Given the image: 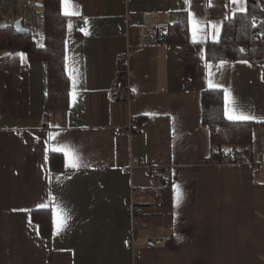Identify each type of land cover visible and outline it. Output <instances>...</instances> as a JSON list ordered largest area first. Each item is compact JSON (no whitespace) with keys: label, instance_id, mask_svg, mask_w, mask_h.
Wrapping results in <instances>:
<instances>
[{"label":"crops","instance_id":"0c3cea01","mask_svg":"<svg viewBox=\"0 0 264 264\" xmlns=\"http://www.w3.org/2000/svg\"><path fill=\"white\" fill-rule=\"evenodd\" d=\"M42 2L0 0V28L22 19L43 44ZM235 7L228 0H190V7L184 0H71L78 15H64V110L47 112L43 63L0 51V264H264V64L205 58L213 40L204 22L222 30ZM189 10L202 22L199 42L188 22L189 44L160 43ZM119 68L129 75L130 102L109 97ZM209 73L223 98L227 89L237 111L255 117L241 121L252 123L242 163H207L200 97ZM130 116L139 125L131 135L123 131ZM51 153L62 155L63 169H50ZM72 155L79 167L66 165ZM141 162L170 170L169 218L146 193L153 176ZM49 202L52 218V209L62 210L67 226L53 235L52 223L43 237L31 215ZM132 207L142 212L133 215Z\"/></svg>","mask_w":264,"mask_h":264},{"label":"trees","instance_id":"16d2710c","mask_svg":"<svg viewBox=\"0 0 264 264\" xmlns=\"http://www.w3.org/2000/svg\"><path fill=\"white\" fill-rule=\"evenodd\" d=\"M43 47L28 33H20L13 25L0 28V51H22L30 63H43L46 70L47 112L68 107V77L64 70L66 16L60 10V0L42 2ZM255 25V26H253ZM162 44L190 43L187 13H181L175 25L165 28ZM240 49L244 51L241 52ZM205 58L210 61H247L264 64V0H247V12L228 18L217 42L205 44ZM201 122L209 130L212 154L210 164L242 163L250 154L251 122L230 121L224 116V98L220 90H204L200 97ZM47 116V114H45ZM224 150L225 154H221ZM49 167L63 169V157L51 153ZM152 188L146 193L157 200L164 216L171 215L172 187L164 174L152 175ZM32 221L43 237L52 233L51 209L35 210ZM170 244V241L167 242Z\"/></svg>","mask_w":264,"mask_h":264},{"label":"snow or ice","instance_id":"6c2138e0","mask_svg":"<svg viewBox=\"0 0 264 264\" xmlns=\"http://www.w3.org/2000/svg\"><path fill=\"white\" fill-rule=\"evenodd\" d=\"M229 4L235 5L236 7L232 10V15L240 14V13H246L247 12V0H228ZM185 5L190 7V0H184ZM70 4L71 0H61V8H62V14L66 16H72V15H78V13L71 11L70 10ZM209 6H211V0H209ZM225 7H228L226 4ZM229 17L226 15L224 19H228ZM188 22L191 24V32H192V41L193 43H198V34L201 32V24L202 22L196 18L195 14L191 12L190 10L188 11V16H187ZM87 23V21H85ZM207 24L208 27L212 29V40L214 42L218 41L220 31H221V25L211 23L210 21L204 22ZM255 26V25H253ZM71 27V25H69ZM83 31V29H82ZM85 34H87L85 32ZM43 47V45H41ZM241 52H243V49H240ZM6 55H15L18 56L21 61L25 59V54L22 52L15 53V54H6ZM203 58V57H202ZM224 62H221L223 64ZM211 73H209V79L207 80L208 88L210 90H217V89H222L223 85H220L218 83H214L213 80L211 79ZM264 78V77H262ZM224 91V114L226 118L230 121H247V120H252L255 119V117L251 115H246L243 114L242 112H238L235 106V100L234 98L231 97V94L227 89H223ZM54 151H63L62 149H54ZM65 157H69V152L64 151ZM77 157L75 155H72L71 159L66 160V165L71 166V167H79V164L76 162ZM181 194L179 191V188H176V200L177 202L180 200ZM50 203H41L37 207L42 208V209H47L50 206ZM20 211H27L26 209H21ZM53 211V218H52V223H53V235H58L63 229L67 226V217L61 210L58 214L56 209H52Z\"/></svg>","mask_w":264,"mask_h":264},{"label":"built area","instance_id":"2783aa9c","mask_svg":"<svg viewBox=\"0 0 264 264\" xmlns=\"http://www.w3.org/2000/svg\"><path fill=\"white\" fill-rule=\"evenodd\" d=\"M39 16L41 17L42 14H40ZM117 61L119 63L124 62L125 57L119 56ZM109 97L113 101L130 102L132 100V91L130 88L129 75H128L126 68H119L118 77L116 78V80H114V82L112 83V86L109 90ZM0 120H1V116H0ZM123 131L128 133L129 135L135 134L139 131V125H138L137 119L134 116H130V118L128 120V125L126 126V128H124ZM220 152H221V154H225L224 150H221ZM140 166H143L144 168H146L150 175L164 174L169 178L170 170L168 168L149 167L146 164H144L143 162L140 163ZM253 169H254V171H257L258 166L254 164ZM141 212H142L141 208L132 207V214L133 215H134V213L140 214ZM133 231L134 230L132 229V234H131L130 238L127 240V244L129 246H133ZM160 242H161L160 239H156V240L152 241V244H158Z\"/></svg>","mask_w":264,"mask_h":264},{"label":"water","instance_id":"95a60500","mask_svg":"<svg viewBox=\"0 0 264 264\" xmlns=\"http://www.w3.org/2000/svg\"><path fill=\"white\" fill-rule=\"evenodd\" d=\"M41 6V5H39ZM13 27L15 28L16 31L20 32V33H28L29 30L27 28H24V26L22 25V19H18L13 23Z\"/></svg>","mask_w":264,"mask_h":264},{"label":"rangeland","instance_id":"374dc122","mask_svg":"<svg viewBox=\"0 0 264 264\" xmlns=\"http://www.w3.org/2000/svg\"><path fill=\"white\" fill-rule=\"evenodd\" d=\"M36 42L38 45H42V43L40 44V42L35 38Z\"/></svg>","mask_w":264,"mask_h":264}]
</instances>
